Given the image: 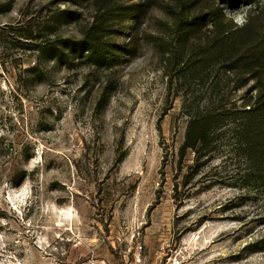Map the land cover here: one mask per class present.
Segmentation results:
<instances>
[{"label": "rangeland", "instance_id": "rangeland-1", "mask_svg": "<svg viewBox=\"0 0 264 264\" xmlns=\"http://www.w3.org/2000/svg\"><path fill=\"white\" fill-rule=\"evenodd\" d=\"M181 1H150L135 35L110 18L115 65L42 60L45 76L30 80L39 42L22 28L69 10L77 19L57 34L79 40L97 9L0 0V264H264V188L250 165L226 140L200 160L181 151L189 100L203 108L210 85L169 52ZM214 1L238 25L264 11V0ZM255 86L231 85V104Z\"/></svg>", "mask_w": 264, "mask_h": 264}, {"label": "trees", "instance_id": "trees-1", "mask_svg": "<svg viewBox=\"0 0 264 264\" xmlns=\"http://www.w3.org/2000/svg\"><path fill=\"white\" fill-rule=\"evenodd\" d=\"M84 1L97 10L92 25L79 40L62 39L57 34L61 24L77 19L78 14L69 10L49 12L43 17V26L34 19L36 24L31 20L22 28L25 33L22 38L39 42L34 48L39 53L38 63L27 71L28 79L45 76L40 70L42 60L67 68L79 59L97 67L115 65L113 49L120 48L106 41L108 20L115 18L131 24L135 35L141 25V14L153 0L138 4ZM239 1L245 5L253 3V0ZM258 14L250 11L246 21L238 25L214 0L181 1L178 10L172 13L176 41L169 52L180 59L192 76L210 84L203 108L195 95L189 100L182 153L192 151L200 160L226 140L227 146L250 165L249 172L256 175L255 185L264 188V11ZM251 81L256 85L249 91L251 96L240 105L231 104L227 93L231 85L232 90L240 91Z\"/></svg>", "mask_w": 264, "mask_h": 264}, {"label": "built area", "instance_id": "built-area-1", "mask_svg": "<svg viewBox=\"0 0 264 264\" xmlns=\"http://www.w3.org/2000/svg\"><path fill=\"white\" fill-rule=\"evenodd\" d=\"M166 264H180L177 258L170 259Z\"/></svg>", "mask_w": 264, "mask_h": 264}]
</instances>
